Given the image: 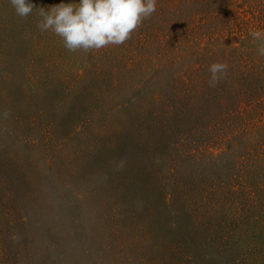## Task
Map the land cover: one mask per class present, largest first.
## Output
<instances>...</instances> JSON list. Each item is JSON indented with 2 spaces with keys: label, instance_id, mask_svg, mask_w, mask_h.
I'll use <instances>...</instances> for the list:
<instances>
[{
  "label": "rangeland",
  "instance_id": "rangeland-1",
  "mask_svg": "<svg viewBox=\"0 0 264 264\" xmlns=\"http://www.w3.org/2000/svg\"><path fill=\"white\" fill-rule=\"evenodd\" d=\"M28 2L0 0V264H264V0H157L89 53L36 27L78 0Z\"/></svg>",
  "mask_w": 264,
  "mask_h": 264
},
{
  "label": "clouds",
  "instance_id": "clouds-1",
  "mask_svg": "<svg viewBox=\"0 0 264 264\" xmlns=\"http://www.w3.org/2000/svg\"><path fill=\"white\" fill-rule=\"evenodd\" d=\"M17 16L27 18L37 6L28 0H10ZM157 0H78L59 3L50 8L39 7L36 27L58 36L71 52L89 53L109 46H120L150 18ZM258 54L264 56V32L252 31ZM228 65L214 62L209 67L210 86H215L227 73Z\"/></svg>",
  "mask_w": 264,
  "mask_h": 264
}]
</instances>
